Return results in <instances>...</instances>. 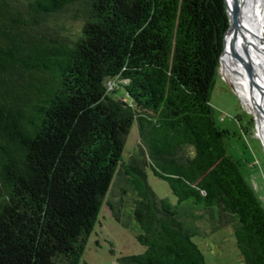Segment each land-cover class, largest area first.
<instances>
[{
    "label": "trees",
    "instance_id": "obj_1",
    "mask_svg": "<svg viewBox=\"0 0 264 264\" xmlns=\"http://www.w3.org/2000/svg\"><path fill=\"white\" fill-rule=\"evenodd\" d=\"M228 25L221 0H0V264H78L118 173L144 247L121 264H206L191 237L212 213L264 264V209L209 103Z\"/></svg>",
    "mask_w": 264,
    "mask_h": 264
},
{
    "label": "rangeland",
    "instance_id": "obj_2",
    "mask_svg": "<svg viewBox=\"0 0 264 264\" xmlns=\"http://www.w3.org/2000/svg\"><path fill=\"white\" fill-rule=\"evenodd\" d=\"M65 25L70 29L75 22L68 18ZM261 47L264 50V36L261 38ZM222 67L221 61L209 103L215 122L228 130L224 138L227 152L237 160L241 174L264 209V123L261 127L257 125L256 108L239 95L235 85L225 77ZM116 95L127 98L120 86ZM259 113L264 119V108L259 109ZM138 140L136 124L133 122L122 150L125 162L132 160L136 163L142 158ZM144 174L156 197L167 198L172 204L175 203L176 199L165 180L155 176L148 167H145ZM134 197L123 176L116 174L104 196L78 264H121V256L143 251L144 247L134 238L133 221H126ZM108 204L119 207L122 213L119 220L113 216ZM197 224L201 232L191 239L201 250L206 264H243L235 246L230 219L212 213L206 214Z\"/></svg>",
    "mask_w": 264,
    "mask_h": 264
},
{
    "label": "bare ground",
    "instance_id": "obj_3",
    "mask_svg": "<svg viewBox=\"0 0 264 264\" xmlns=\"http://www.w3.org/2000/svg\"><path fill=\"white\" fill-rule=\"evenodd\" d=\"M226 2L238 12L239 17L235 23H231L219 64L222 61V72L229 82L235 85L239 95L250 105L258 104L263 109L264 50L261 47V38L264 36V0H226ZM244 37L249 43L250 70H247L246 76L251 83L250 86L246 84L241 73L244 65L242 51ZM258 111L259 109H256V112Z\"/></svg>",
    "mask_w": 264,
    "mask_h": 264
},
{
    "label": "water",
    "instance_id": "obj_4",
    "mask_svg": "<svg viewBox=\"0 0 264 264\" xmlns=\"http://www.w3.org/2000/svg\"><path fill=\"white\" fill-rule=\"evenodd\" d=\"M221 2H222L223 6L225 8L226 14L228 16V21H229V25H228V27H227L224 35H223V48H224L225 35H226L227 31L229 30V28L231 27V23H233V22L235 23L236 22L237 18L239 17V14H238L237 11H235L234 9H232L230 7V5L226 2V0H221ZM222 51H223V49H222ZM242 51H243V62H244V65H243V70H242L241 73H242V76H243L246 84L248 86H250L251 83H250L249 79L246 76L247 70H250V64H249V43H248L246 37H244V39L242 40ZM254 107L256 109L263 110L261 108V106H259L258 104H256Z\"/></svg>",
    "mask_w": 264,
    "mask_h": 264
},
{
    "label": "flooded vegetation",
    "instance_id": "obj_5",
    "mask_svg": "<svg viewBox=\"0 0 264 264\" xmlns=\"http://www.w3.org/2000/svg\"><path fill=\"white\" fill-rule=\"evenodd\" d=\"M257 115V123L259 124V126L261 127L264 123V119H263V116L259 113V111L256 113Z\"/></svg>",
    "mask_w": 264,
    "mask_h": 264
}]
</instances>
